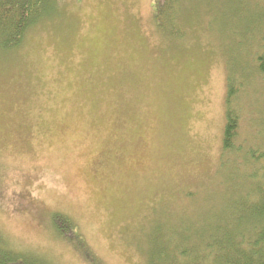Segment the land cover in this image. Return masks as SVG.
<instances>
[{"label":"rangeland","instance_id":"rangeland-1","mask_svg":"<svg viewBox=\"0 0 264 264\" xmlns=\"http://www.w3.org/2000/svg\"><path fill=\"white\" fill-rule=\"evenodd\" d=\"M154 1L58 0L1 53L0 233L12 248L51 264H148L174 250L173 232L234 221L240 186L261 175L222 144L232 76L236 148L264 146V51L252 30L222 29L264 0H178L193 16L180 39L158 29ZM55 213L87 253L58 235Z\"/></svg>","mask_w":264,"mask_h":264},{"label":"trees","instance_id":"trees-1","mask_svg":"<svg viewBox=\"0 0 264 264\" xmlns=\"http://www.w3.org/2000/svg\"><path fill=\"white\" fill-rule=\"evenodd\" d=\"M57 2L58 0H0V55L3 52L19 49L31 30L55 16L58 9ZM177 2L178 0H155L154 17L161 32L171 38L180 39L185 35H182V24L178 22L183 21L188 26L187 23L193 16L185 19L177 7ZM237 15L242 17L243 23L227 25L222 29L227 35L223 32L222 34L230 39V32L239 31L244 27L247 30L246 34L255 32L256 39L259 40L257 41L262 44L260 48L264 51V7L261 6L252 15L242 6L237 10ZM182 17L183 20H179ZM232 36L236 37V35ZM234 53L235 50L231 49V54ZM239 62L233 67L241 75L244 73ZM257 63L258 72L264 76V52L258 56ZM238 91L236 82L231 76L228 78L225 97L226 122L222 153L229 155L237 152L239 158L243 160L244 167L261 166V175L252 173V183L244 182L243 187L240 186V190H247V195L240 196L235 203L234 221L223 218L203 231L172 233L173 251L182 259L181 264H203L201 261L204 264H264V150L260 151L264 146L259 144L261 147L258 145L259 150L256 151L249 148L244 155L240 147L236 148L240 115L233 107V103ZM260 139L264 142V134L255 137L254 141L257 143ZM53 217L58 235L70 244L76 245L80 253H87L83 238L74 221L63 213H55ZM186 243L195 244L194 248L187 249L184 245ZM202 248H204L203 252H201ZM157 250L149 258L148 264H178L179 259L173 257V251L169 253L165 248ZM0 264H51V261L12 248L3 240L0 233Z\"/></svg>","mask_w":264,"mask_h":264}]
</instances>
